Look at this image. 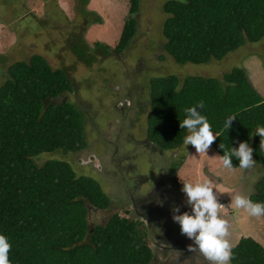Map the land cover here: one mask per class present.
Segmentation results:
<instances>
[{"label":"trees","instance_id":"1","mask_svg":"<svg viewBox=\"0 0 264 264\" xmlns=\"http://www.w3.org/2000/svg\"><path fill=\"white\" fill-rule=\"evenodd\" d=\"M129 9L117 43L100 42L92 48L82 36L68 41L71 53L86 67L96 56L125 52L137 33L139 0ZM88 21L100 16L85 10ZM162 24V48L179 65H203L222 60L246 43L264 39V0H167ZM95 52V54H93ZM0 85V234L12 247L11 264H149L152 250L147 229L137 220L117 214L105 223H89L94 210L105 211L111 201L100 185L77 176L70 164L43 154L79 153L86 148L83 131L86 113L66 99L74 87L66 71L53 70L40 55L18 61L5 71ZM146 139L161 151L179 148L188 132L180 128L185 109H198L218 137L212 149L218 156L247 141L255 163L264 165L257 127H264V99L250 85L243 68H233L221 78L175 75L149 81ZM235 117L231 127L227 120ZM181 164V163H180ZM234 169L239 160L233 157ZM179 164L174 163L171 177ZM256 202H264V175L256 186ZM128 210H126V213ZM128 214V213H127ZM231 264H264V250L252 239L239 241Z\"/></svg>","mask_w":264,"mask_h":264},{"label":"rangeland","instance_id":"2","mask_svg":"<svg viewBox=\"0 0 264 264\" xmlns=\"http://www.w3.org/2000/svg\"><path fill=\"white\" fill-rule=\"evenodd\" d=\"M166 1L139 0L137 33L130 47L122 54L110 57L96 56L93 52L95 63L86 67L71 53L68 41L77 35L82 36L90 48L95 42L113 47L129 18L128 0H87L85 10L100 16L98 23L92 22L94 15H89L88 21L81 15L83 0H0V85L11 64L27 62L35 55L42 56L53 70L66 71L74 91L65 97L86 113L83 127L86 148L72 154H43L39 164L50 159L67 162L77 176L90 177L100 185L111 205L105 211L90 212L92 226L105 223L115 214L136 220L135 216L142 212L136 214L138 209L135 208L133 211L135 202L146 199L151 188L160 186V196L148 206L155 212L149 217V246L150 241L160 242L165 230L171 231L169 244L177 242L189 246L194 241L178 230L180 225L174 222L172 211L186 195L173 190L170 200L167 196L175 189L174 180L183 184L215 179L219 184L234 187L242 179L248 186L243 192L248 195L253 194V185L264 175V165L254 163L250 169L227 170L220 164L212 145L207 154H198L184 141L179 148L164 151L165 157L160 156L159 149L153 148L145 135L149 81L168 75H175L180 81L189 76L221 78L233 68H243L250 85L264 99V39L246 43L219 61L212 60L203 65L176 64L162 48L161 28L166 18L163 11ZM123 102L130 104L128 110L121 106ZM174 163L179 164L176 177L166 179ZM182 213L180 209L178 214ZM251 224L264 238V229ZM163 250L162 245L155 250L162 260L159 264L172 262L180 256L173 251L163 254ZM183 263L188 264V260L176 264ZM196 264L200 263L197 261Z\"/></svg>","mask_w":264,"mask_h":264},{"label":"clouds","instance_id":"3","mask_svg":"<svg viewBox=\"0 0 264 264\" xmlns=\"http://www.w3.org/2000/svg\"><path fill=\"white\" fill-rule=\"evenodd\" d=\"M203 108L204 102L200 101L197 105L185 109L186 118L180 121V128L187 129L189 133L184 138V144L193 146L198 154H207L218 137V134L214 135L207 117L198 111ZM234 119L236 118L230 117L225 127L229 129ZM255 135L261 137L260 148L264 151V127H257ZM219 147L224 152L219 156L220 164L224 169L234 170L236 166L233 165V157L239 160V168L250 169L254 166V149L247 141L240 142L238 148L232 147L227 151L224 150L222 143ZM182 183L181 191L187 196V204L191 206V212L178 214L179 206H175L172 211L173 220L180 225L181 234L194 241V244L188 246V250L199 253L207 264H231L234 258L233 249L238 243L233 238L234 222L239 223L244 219L256 221L264 226V202H254L242 190L226 188L219 183L214 184L211 179ZM223 194H228L230 197L227 207L231 208L232 215L226 214V206L219 202L218 196ZM11 247L8 238L0 234V264H11L9 259Z\"/></svg>","mask_w":264,"mask_h":264},{"label":"flooded vegetation","instance_id":"4","mask_svg":"<svg viewBox=\"0 0 264 264\" xmlns=\"http://www.w3.org/2000/svg\"><path fill=\"white\" fill-rule=\"evenodd\" d=\"M124 105V106H123ZM130 104L128 103V102H123V104L121 105V106H123V108H125V109H127L128 110V108H130V106H129ZM120 106V109H123L122 107ZM130 124H132V123H130ZM147 140V139H146ZM153 148H154V145L152 144V143H150L149 141H147ZM138 143H144V142H140V141H138ZM137 143V144H138ZM146 146H149L147 143H144ZM150 147V146H149ZM152 153V152H151ZM159 155L160 156H163V157H165L166 156V152H163V151H161V150H159ZM171 170H172V168L170 169V171H169V173H167L166 175H167V178L166 179H169V178H171V179H175V177H171ZM139 179V178H138ZM171 181V180H170ZM169 181V182H170ZM259 181H260V179H259ZM141 182V181H140ZM213 182H215V179H213ZM165 183V182H164ZM163 182H159V184H164ZM171 183V182H170ZM216 183H218V182H216ZM259 183V182H258ZM257 183V184H258ZM173 184L175 185H173L174 187L173 188H175V189H172V190H170V192L168 193L169 195H167L169 198V200H170V198H172V194H173V190H175L176 191V193L177 192H182L181 191V189H182V187H183V184H179V182L177 181V180H174V182H173ZM257 184H255V185H253V188L251 189V192L253 191V194L252 193H248V196L251 198V200L252 201H254V202H256L255 200H254V196H255V194H257V190H256V186H257ZM138 188V187H137ZM161 187L160 186H155V187H153V188H151L149 191H148V193L149 194H151V195H149L148 193L146 194L147 195V197H146V199L145 198H141V199H139V201H137V202H135L136 203V205H137V207H136V205L134 204L133 205V211H134V208L135 209H138V211H137V213L136 214H138V213H141V214H139L138 215V217H136L135 216V218H136V220L137 221H140V222H142L143 224H144V226L146 227V229H147V233H148V231H149V228H150V223H149V221H150V215H152V214H154L155 212L153 211V210H150V208L148 207V206H150V203H153L154 202V200H155V198L157 197V196H160L159 194H160V192H161V189H160ZM177 188H179V189H177ZM234 189H240V190H244V189H248V186H247V184H246V181H242V179H239V181L238 182H236L235 183V186L233 187ZM154 189V190H153ZM138 190H139V188H138ZM163 190V189H162ZM131 197H129V199H130ZM174 199V198H173ZM131 200L133 201L134 199H132L131 198ZM177 201V199H175V201L174 202H176ZM220 203H222V204H224L225 206H226V208H225V212H226V214H228V215H232L233 213H232V210H231V208L230 207H227V205L230 203V199H225V200H221V201H219ZM176 204V203H175ZM178 206H179V208L183 211V212H191V206L190 205H188L187 204V196H185V198H184V200H182L181 202H178V204H177ZM154 206H156V204H154ZM142 210H145L144 212L142 211ZM129 215H130V213H129ZM129 219H131V218H129ZM132 220V219H131ZM252 223H255V225H258L259 227H261V229H264V226H261L258 222H256V221H251ZM237 224H236V222H234V227H233V230H232V232H233V238L234 239H236L237 241H238V243H239V241H241L242 239H246L247 237H244V236H242L241 238H238V233L239 232H241V235L243 234V232H242V230L240 229V230H238L237 228H235V226H236ZM179 226V225H178ZM250 226V225H249ZM178 230L181 232V230H180V226L178 227ZM166 232H165V234H162L161 235V237H160V239H159V241L160 242H157L156 244L155 243H153V241H150V248H151V250H152V260H151V262L149 263V264H159V263H162V260L160 259V258H158L157 256H156V249L157 248H160V245H162L163 246V248H164V250H163V254L164 253H166L167 251H170V252H175V253H180V256H179V258H176L174 261H167V262H163V264H176V263H182V261L184 260V259H187L188 260V264H196V262H197V257H199V260H198V262L200 263V264H207V262L203 259V257L202 256H199V253H193V252H191V251H189L188 250V246H186L185 244H182V245H179L177 242H175L174 244H169V237H170V233H171V231H169V230H165ZM194 243V242H193ZM237 243V244H238ZM169 245L171 246V247H169ZM192 245V244H191ZM179 251V252H177V251ZM184 264V263H183Z\"/></svg>","mask_w":264,"mask_h":264},{"label":"water","instance_id":"5","mask_svg":"<svg viewBox=\"0 0 264 264\" xmlns=\"http://www.w3.org/2000/svg\"><path fill=\"white\" fill-rule=\"evenodd\" d=\"M222 197L230 198L228 194H223V195L218 196V199L221 200ZM240 224L242 225L240 229L242 230L243 234L238 235V238H241L242 236L250 238L255 243L260 245L262 249L264 250V238H262L259 234H257L256 231H254V228H255L254 225L250 224V226H248L249 225L248 221L244 219L241 220Z\"/></svg>","mask_w":264,"mask_h":264},{"label":"crops","instance_id":"6","mask_svg":"<svg viewBox=\"0 0 264 264\" xmlns=\"http://www.w3.org/2000/svg\"><path fill=\"white\" fill-rule=\"evenodd\" d=\"M216 182H214V184H215ZM219 183V182H218ZM221 184V183H220ZM223 185V184H222ZM225 186V185H224ZM226 188H230V189H234L233 187H227V186H225ZM225 199H230V198H227V197H222V199L221 200H225ZM221 200H219V201H221ZM247 221V220H246ZM252 222L251 221H248V224L250 225ZM237 225L235 226V228H237L238 230H240V228L242 227V225L240 224V222L239 223H236ZM254 224V223H253ZM248 225V226H249ZM241 234V232H239L237 235H240Z\"/></svg>","mask_w":264,"mask_h":264}]
</instances>
